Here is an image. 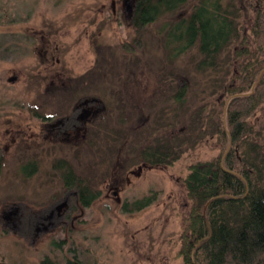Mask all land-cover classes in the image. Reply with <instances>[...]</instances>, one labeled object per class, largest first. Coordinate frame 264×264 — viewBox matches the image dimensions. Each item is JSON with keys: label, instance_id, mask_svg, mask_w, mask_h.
I'll return each mask as SVG.
<instances>
[{"label": "rangeland", "instance_id": "374dc122", "mask_svg": "<svg viewBox=\"0 0 264 264\" xmlns=\"http://www.w3.org/2000/svg\"><path fill=\"white\" fill-rule=\"evenodd\" d=\"M134 3L0 0V149L5 152L0 212L19 207L22 213L49 214L65 199L70 204L65 216L45 223L39 238L1 239L0 264H39L46 257L63 262L74 256L84 264H183L176 254L190 206L184 180L190 165L221 154L218 140L207 138L171 168L151 167L130 164L121 143L110 140L104 129L100 139L88 129L107 118L110 127L148 130L163 111L173 125L170 132H179V114L186 109L203 104L209 110L221 108L217 81L226 78L229 83L231 78L227 71L197 72V48L184 53L174 49L170 58L166 32L176 17L164 16L137 31ZM252 18L244 13L247 34ZM137 39L142 45L134 52L123 48L133 47ZM235 70L228 69L232 74ZM184 78L191 81L192 91L179 108L175 86ZM85 100L98 114L81 117L82 124L75 123L81 129L77 135H64L76 125L59 130L60 122ZM119 106L124 107L125 125ZM40 116L55 120L45 122ZM252 123L264 133V108ZM48 124L55 127L52 135ZM61 160L100 192L87 209L75 192L64 191L62 172L54 168ZM31 163L34 174V168L23 169ZM153 194L157 199L150 207L124 211L127 202Z\"/></svg>", "mask_w": 264, "mask_h": 264}, {"label": "trees", "instance_id": "16d2710c", "mask_svg": "<svg viewBox=\"0 0 264 264\" xmlns=\"http://www.w3.org/2000/svg\"><path fill=\"white\" fill-rule=\"evenodd\" d=\"M133 8L132 23L137 31L164 16L176 17L166 32L172 45L165 46L170 58L174 49L184 53L197 48V72L221 75L227 71L231 79L229 83L226 78L217 81L221 108L209 110L208 104H203L194 111L186 109V114H179L183 116L179 132H170L173 125L162 111L156 126L148 130L110 127L104 118L88 129L91 137L100 139L104 129L110 140L127 150L130 164L169 168L207 138H216L221 154L188 167L184 181L190 206L176 256L183 264H264V133L252 123L264 108V0H136ZM244 13L253 16L248 34ZM141 45L137 39L133 47L124 44L123 48L131 53ZM231 67L236 68L233 74L228 71ZM184 79L175 86L179 108L192 91L191 81ZM123 108L119 106L121 124L125 125ZM40 117L45 122L55 119ZM76 119L73 112L71 125ZM25 166L24 170L31 167L36 173L32 163ZM54 168L62 172L66 194L75 192L76 201L84 208L99 198L93 183L77 175L66 160ZM156 199V194L146 196L127 202L123 209L142 211ZM39 264L84 263L74 256L63 262L46 257Z\"/></svg>", "mask_w": 264, "mask_h": 264}, {"label": "flooded vegetation", "instance_id": "af4514ba", "mask_svg": "<svg viewBox=\"0 0 264 264\" xmlns=\"http://www.w3.org/2000/svg\"><path fill=\"white\" fill-rule=\"evenodd\" d=\"M89 102L81 106L77 105L76 108L74 109L75 110L74 113L77 116V119H76L77 124L78 123L82 124L81 117L92 116V115L98 114L99 111L94 106L89 107V105L91 104V102L90 104ZM86 107H89L90 109L92 108V110L88 111ZM69 121H70V117H67L66 119L62 120V122H60L61 124H60L59 130L61 128H66V127L74 128L76 124L71 125ZM46 126H47V131L49 133L53 129H55L54 126H50L49 124ZM80 131L81 129H78L76 125L74 129L71 128V131H69L68 133H65L64 135H68L69 137V135L70 136L75 135V134L77 135V133H80ZM50 135L52 134L50 133ZM1 151L2 150H0V172L3 168V164L5 161V152H1ZM65 201H68V200L65 199L64 202ZM69 209H70L69 203L66 204L63 208H61L60 206H57V208L52 210L49 214H45V213H42L41 211H36V210H34V212L31 211L29 213H25V212L22 213L19 207L13 210H7V208H4L0 212V240L3 238L5 239L6 236L8 235H13L17 238L22 239L23 241H25L28 238H33V240H35L36 238H39L42 229H47L46 224H45L47 221L51 223L50 221L54 220L55 216H57V218H61L63 215L65 216L69 212Z\"/></svg>", "mask_w": 264, "mask_h": 264}, {"label": "water", "instance_id": "95a60500", "mask_svg": "<svg viewBox=\"0 0 264 264\" xmlns=\"http://www.w3.org/2000/svg\"><path fill=\"white\" fill-rule=\"evenodd\" d=\"M89 101H90V100H87V102H89ZM66 204H67V202L65 201V202L63 203V205H61L60 207L63 208Z\"/></svg>", "mask_w": 264, "mask_h": 264}]
</instances>
